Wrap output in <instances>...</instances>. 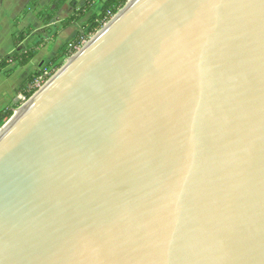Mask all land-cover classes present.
<instances>
[{
  "label": "water",
  "instance_id": "obj_1",
  "mask_svg": "<svg viewBox=\"0 0 264 264\" xmlns=\"http://www.w3.org/2000/svg\"><path fill=\"white\" fill-rule=\"evenodd\" d=\"M128 2L0 136V264H264V0Z\"/></svg>",
  "mask_w": 264,
  "mask_h": 264
},
{
  "label": "rangeland",
  "instance_id": "obj_2",
  "mask_svg": "<svg viewBox=\"0 0 264 264\" xmlns=\"http://www.w3.org/2000/svg\"><path fill=\"white\" fill-rule=\"evenodd\" d=\"M0 1L2 5V9L0 10V60L2 57L6 55L11 56L14 54L15 49L13 48L11 41L12 38L17 37L20 32L26 34L29 33L27 38L22 42L23 44L21 45L22 46L21 48H23L22 53L35 52L36 54L38 53L41 54V57L38 61L41 63L40 64L36 63L32 68L33 71H31V74L25 77V79H23L22 82L19 81L20 68L17 66V64L9 65V67H7L4 71L0 73V112L2 114H5L6 112L11 111L13 114L14 110L18 109L28 101V100L25 101L24 98L26 91H30L34 88L36 89V92L39 91L46 84V82L61 67L64 68L67 64V61H69L65 58L59 59L57 64H59L60 68L58 70H55L52 76L49 75L51 71H53L54 69L52 63L53 61L51 60L54 57L53 52L56 41L55 39L58 34V31H60L59 30L61 27L60 23L66 18L70 17L73 11L69 3H66L65 9L63 7L56 14L55 18L51 21L49 27L44 29L43 27H41V24L43 26L45 25L39 19V14L41 12H44L45 15L48 14L49 11H46V7L51 0H0ZM72 1L75 2L77 8L90 3L89 11L79 22L75 24L76 29L82 32V36H85L87 34L89 19L93 16H98L100 14L102 6L107 0H92V1L72 0ZM128 1L129 3H131L134 0H127V2ZM30 2H34V3L32 4V7L27 14V18H28L27 21L23 23L24 20L23 18L19 20V22L16 25L15 19L19 16L23 7ZM34 25H36V27H38L39 29L36 30L34 36H30L31 35L30 33L35 31L36 27H34ZM72 28L73 27H71V29ZM68 30L64 31L63 34L66 33ZM92 37L93 36H89L88 40L86 41L83 40L77 52L80 49H82L85 45H87L86 43H88ZM61 39H62L61 41H64L63 38ZM32 76H34V80L32 84L26 85L28 78L29 77L31 78ZM25 85H26L25 90L21 91L20 89L21 86H25Z\"/></svg>",
  "mask_w": 264,
  "mask_h": 264
},
{
  "label": "trees",
  "instance_id": "obj_3",
  "mask_svg": "<svg viewBox=\"0 0 264 264\" xmlns=\"http://www.w3.org/2000/svg\"><path fill=\"white\" fill-rule=\"evenodd\" d=\"M92 1V0H90ZM127 0H107L101 9V12L98 16H93L88 21V29L87 34L85 36H82V32H79L69 43L63 45L58 49V51L54 54V57L51 61H53V71L49 74L52 76L54 74L55 70H58L60 68L59 64H57L59 59L65 58H71L73 55L77 53L78 48H80L81 43L83 40H88L89 36H94L101 28L107 24L110 19L117 14V12L122 9ZM34 2L28 3L26 6L23 7L22 11L20 12L19 16L15 19V24L19 22V20L23 19L27 16L28 12L30 11L32 4ZM66 3H69L70 7L72 8V15L65 20L61 21V27L59 30L66 29L70 26L75 25L77 22H79L85 14L89 11L90 3L77 8L76 4L72 0H51L47 7L46 11H49L47 15H45L44 12H41L39 14V19L41 22L48 26L51 21L55 18L56 14L63 8ZM129 4V2H128ZM31 34V33H30ZM29 35L23 32H20L17 37L12 38V44L14 48H18L21 43L27 38ZM37 54L35 52H17L14 53L11 56H4L0 60V73L4 71L9 65L11 64H17L19 68L26 67L32 59ZM34 80V76L31 78L29 77L27 80L26 85H31ZM25 86H21V91L25 90ZM36 92V89H32L30 91H26L24 98L25 101L29 100L30 97ZM12 116V112L8 111L5 114H2L0 112V127L5 124V122Z\"/></svg>",
  "mask_w": 264,
  "mask_h": 264
},
{
  "label": "crops",
  "instance_id": "obj_4",
  "mask_svg": "<svg viewBox=\"0 0 264 264\" xmlns=\"http://www.w3.org/2000/svg\"><path fill=\"white\" fill-rule=\"evenodd\" d=\"M43 2V1H42ZM64 7V9H65V5L63 6ZM2 9V5H1V1H0V10ZM22 9V8H21ZM21 9H20V11H21ZM19 11V12H20ZM27 16L26 17H24V20H23V23H25V21H27ZM13 20H14V18H13ZM12 20V21H13ZM23 25V24H22ZM34 27H36V25H34ZM41 27H43L44 29H46L47 27H49V25L48 26H43L42 24H41ZM71 27H73L72 29H71ZM39 28L38 27H36L35 28V31H33L32 33H31V35L30 36H34V34H35V32H36V30H38ZM68 29H70V30H68ZM66 30H68L66 33H64L63 34V32L64 31H66ZM80 32V30H77L76 29V26L75 25H73V26H70V27H68V28H66V29H62V30H60V31H58V34H57V36H56V41H55V47H54V52H53V55L58 51V49L60 48V47H62L63 45H65V44H67V43H69L70 41H72V39L78 34ZM61 38H63V40L64 41H61L62 39ZM9 40V39H8ZM8 42V41H7ZM11 44H12V41H11ZM21 45H23L22 43H21ZM19 46L18 48H14L15 49V51H14V53H17V52H22L23 51V48H21L22 46ZM12 46H13V44H12ZM40 57H41V54H37L33 59H32V61L26 66V67H24V68H20V76H19V81H23V79H25V77H27L28 75H30L31 74V71H33L32 70V68L34 67V65L36 64V63H41V62H38L39 61V59H40ZM28 69V70H27ZM22 70V71H21Z\"/></svg>",
  "mask_w": 264,
  "mask_h": 264
},
{
  "label": "bare ground",
  "instance_id": "obj_5",
  "mask_svg": "<svg viewBox=\"0 0 264 264\" xmlns=\"http://www.w3.org/2000/svg\"><path fill=\"white\" fill-rule=\"evenodd\" d=\"M135 1V0H134ZM132 1L131 3L128 4V7L134 2ZM124 11H120L119 14L112 20V22L110 24H108L105 28H108L115 20H117V18H119V16L121 14H123ZM101 34V33H100ZM87 46V45H86ZM73 61V59L67 61V64L65 67H67L71 62ZM64 67V68H65ZM63 68V69H64ZM45 88V87H44ZM43 89H41L40 92H42ZM39 93H37L34 98L28 102L27 104L22 105L21 107H19L18 109L14 110V113L12 115V118L5 124V126L0 130V136L6 131V129L26 110V108L39 96Z\"/></svg>",
  "mask_w": 264,
  "mask_h": 264
},
{
  "label": "built area",
  "instance_id": "obj_6",
  "mask_svg": "<svg viewBox=\"0 0 264 264\" xmlns=\"http://www.w3.org/2000/svg\"><path fill=\"white\" fill-rule=\"evenodd\" d=\"M3 126L0 127V130L2 129Z\"/></svg>",
  "mask_w": 264,
  "mask_h": 264
}]
</instances>
